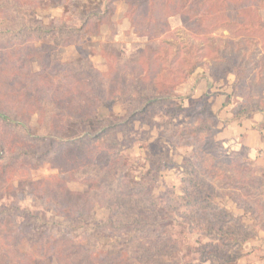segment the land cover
Returning a JSON list of instances; mask_svg holds the SVG:
<instances>
[{"label":"trees","instance_id":"obj_1","mask_svg":"<svg viewBox=\"0 0 264 264\" xmlns=\"http://www.w3.org/2000/svg\"><path fill=\"white\" fill-rule=\"evenodd\" d=\"M120 2L127 5L126 18L140 38H163L170 34L171 18L188 16L200 19L193 36L201 29L210 34L225 29L235 40L221 46L201 34L202 44L184 43L185 51L183 44L161 40L157 51H145L124 65L111 64L107 72L98 70L82 49L72 61H50L58 48L79 47L84 39L99 37L104 26L111 27ZM42 4L0 0V191H11L17 177L47 165L58 174L34 182L31 193L37 205L52 206L59 217L0 207V264H114L117 260L102 241L109 232L122 230L132 233L124 255L133 253L140 264H166L178 245L159 237L177 217L199 237L201 247L190 254L199 255L200 264H238L227 249L241 252L248 240L264 233V170L258 176L260 169L250 160L219 154L220 131L212 126L210 107L177 108L191 121L171 142L194 150L179 166L185 174L182 195L170 191L157 198L148 179L136 180L123 142L134 118L177 100L173 93L202 67L214 81L228 84L234 77V119L264 114V0H62L55 7L75 10L50 25L30 19ZM35 58H44L37 74L28 69ZM118 103L140 107L118 122L101 116L102 109ZM34 116L36 127L31 125ZM153 161L157 170L172 163L165 157ZM62 174L92 187L74 192ZM226 197L245 211L250 223L223 206L220 200ZM97 207L108 218L93 226L85 223ZM9 222L15 227L11 232L5 229ZM27 234L40 240L24 251Z\"/></svg>","mask_w":264,"mask_h":264},{"label":"rangeland","instance_id":"obj_2","mask_svg":"<svg viewBox=\"0 0 264 264\" xmlns=\"http://www.w3.org/2000/svg\"><path fill=\"white\" fill-rule=\"evenodd\" d=\"M62 0H42V7L38 10L36 16L30 18L33 21L40 22L45 25L56 23L62 17L75 10L73 7H55L56 3ZM86 2V0H82ZM193 0H188V2ZM127 5L125 2L117 4V12L112 19V26H104L101 29L99 37L84 39L79 47L71 46L67 48H58L51 56V62H69L76 59L80 50L89 54L94 66L102 71L107 72L112 66L111 64H122L131 60L139 59L145 51H157L159 49L160 41H176L182 45L183 50H186L187 45L184 43L202 44L201 34L205 37H211L215 40L217 45L223 46V42L235 40L233 34L225 29H217L214 33H207L202 30L198 32L197 36H193L192 29L196 27L200 19L176 16L169 20L170 34L158 40H148L146 38L138 37L129 20L126 18ZM264 20V11L261 12ZM198 26V25H197ZM45 58V57H44ZM44 58H35L30 61L29 71L37 74L43 69ZM111 65V66H110ZM110 66V67H109ZM1 79V78H0ZM33 80H36L33 79ZM234 77L230 76L228 84L222 79L214 81L209 75L206 68L198 69L196 74L192 76L188 83L181 85L177 91L173 93V97L177 96V100L163 103L159 107H150L143 116L136 117L133 120V127L130 130L129 139L123 142L124 154L127 163L131 169L132 175L136 180L148 179L153 186L154 195L157 198L163 197L168 192L172 191L176 195H182L185 191L183 179L185 174L179 167L184 161H189L194 152L191 147H175L171 142V136L178 130L185 127L191 121L190 115L185 112H177V108L184 106L185 108L202 104L210 107L211 113L215 118L210 119L214 129L219 130L224 125L221 120L227 123L225 117V108H231L235 97L232 96V83ZM194 96V97H193ZM220 102V103H219ZM223 102V103H221ZM215 104H218L215 110ZM133 107H140L138 104H115L108 109L101 110V116H112L115 122L121 121L131 114ZM218 108V109H217ZM230 109V111H231ZM264 118L263 113H257ZM256 114V115H257ZM220 116V118H219ZM224 116V117H222ZM248 122H254V115L246 117ZM236 120V119H235ZM261 120V119H260ZM33 127L37 126V116L31 120ZM259 129H264V122L259 121L255 123ZM219 135V134H218ZM216 136V149L219 150L220 155L229 157H246L243 153H229L223 146V142ZM119 141H122V135L117 136ZM165 157L171 160L172 163L163 164L157 170L155 168V161L153 158ZM247 159V158H246ZM258 159V158H256ZM250 160V159H248ZM264 160V157H263ZM251 162V160H250ZM154 163V165H153ZM253 167H258L260 171L258 176H262L261 169L257 165V161ZM224 168V167H221ZM58 172L45 166L37 171H27L24 178H18L12 181L11 191H0V207H14L17 206L21 210H30L32 212H43L46 217L58 218L57 211L52 206H40L36 204L35 197L31 193V186L34 182L43 180L45 178L57 175ZM230 176L234 177L233 170H229ZM66 181L68 187L74 192L86 193L92 186L82 185L70 180L67 175L61 176ZM234 216L242 218L245 224L250 223L248 215L242 208L237 207L228 197L220 200ZM108 218V213L99 207L95 208L93 213L84 218L85 223L95 225L97 222H104ZM76 224H84L77 221ZM5 229L11 232L15 229L12 224L6 223ZM160 239L171 240L178 247L175 251L166 257V264H200L199 255L190 254L191 250H197L201 247L198 241V235L189 230L177 217L173 223H169L168 227L162 229ZM108 237L103 239L102 244L105 249L110 251V255L117 261L114 264H140L137 256L130 254L124 255L132 233L125 230L117 233L109 232ZM40 239H35L32 235L27 234L25 243L22 249L28 250V247L33 243L39 242ZM210 239H205L203 242H209ZM141 242L144 239L140 240ZM203 243V244H204ZM228 253L236 259L238 264H264V233L261 232L258 236L252 237L248 240L242 251H229ZM37 264H57L53 260H38ZM206 264V263H205ZM208 264V263H207Z\"/></svg>","mask_w":264,"mask_h":264},{"label":"crops","instance_id":"obj_3","mask_svg":"<svg viewBox=\"0 0 264 264\" xmlns=\"http://www.w3.org/2000/svg\"><path fill=\"white\" fill-rule=\"evenodd\" d=\"M216 107L218 104H215V110ZM230 109L225 108L223 112L227 118V123L221 120L224 125L220 128L219 140L223 142V146L229 150V153H243L246 155L245 158L251 160V163L254 164V161H257V165L264 169V129H259L255 125L259 121L264 122V118L262 120L259 114H255L254 122H248V119L235 120Z\"/></svg>","mask_w":264,"mask_h":264}]
</instances>
